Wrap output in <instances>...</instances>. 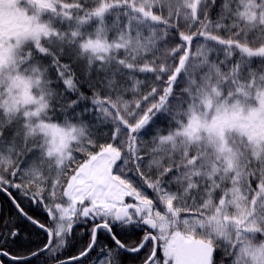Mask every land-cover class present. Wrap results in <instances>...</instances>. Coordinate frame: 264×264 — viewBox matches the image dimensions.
<instances>
[{"label": "snow or ice", "instance_id": "snow-or-ice-1", "mask_svg": "<svg viewBox=\"0 0 264 264\" xmlns=\"http://www.w3.org/2000/svg\"><path fill=\"white\" fill-rule=\"evenodd\" d=\"M0 264H264V0H0Z\"/></svg>", "mask_w": 264, "mask_h": 264}, {"label": "trees", "instance_id": "trees-1", "mask_svg": "<svg viewBox=\"0 0 264 264\" xmlns=\"http://www.w3.org/2000/svg\"><path fill=\"white\" fill-rule=\"evenodd\" d=\"M3 200H4V196L0 194V202H3Z\"/></svg>", "mask_w": 264, "mask_h": 264}]
</instances>
